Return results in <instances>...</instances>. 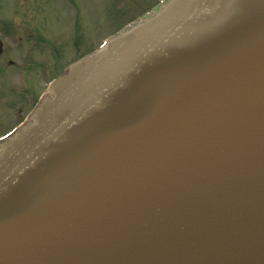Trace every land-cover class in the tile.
<instances>
[{
    "label": "water",
    "instance_id": "1",
    "mask_svg": "<svg viewBox=\"0 0 264 264\" xmlns=\"http://www.w3.org/2000/svg\"><path fill=\"white\" fill-rule=\"evenodd\" d=\"M0 264H264V0H169L54 79L0 139Z\"/></svg>",
    "mask_w": 264,
    "mask_h": 264
},
{
    "label": "rangeland",
    "instance_id": "2",
    "mask_svg": "<svg viewBox=\"0 0 264 264\" xmlns=\"http://www.w3.org/2000/svg\"><path fill=\"white\" fill-rule=\"evenodd\" d=\"M160 1L0 0V25L6 21L31 20L35 22L37 32H47V58L40 61L38 59L43 54H36L35 64L47 63L49 81L60 75L73 60L96 50L118 30L142 17L146 10L152 11V7ZM6 41L14 46L10 36H7ZM8 77L0 76V87ZM10 77L12 85L19 83V76ZM28 79L29 96L16 97L13 94L15 88H7L10 94L0 101V135L10 130L19 116H24L28 105L44 90V75L32 73Z\"/></svg>",
    "mask_w": 264,
    "mask_h": 264
},
{
    "label": "flooded vegetation",
    "instance_id": "3",
    "mask_svg": "<svg viewBox=\"0 0 264 264\" xmlns=\"http://www.w3.org/2000/svg\"><path fill=\"white\" fill-rule=\"evenodd\" d=\"M7 36L13 39L14 46L7 43ZM0 41L2 49L0 50V76H9L2 83L3 86L0 87V101L10 94L7 88H15L13 94L16 97L29 96L30 83L28 75L32 73L47 75V63L35 64L36 54H43L42 58L38 59L40 61L47 58V32L45 31L44 34H41L40 31L37 32L35 22L33 23L31 20L6 21L1 22L0 25ZM13 75L21 78H18L19 83L15 86L11 83L12 78L10 76ZM35 101L36 98L29 105L34 104Z\"/></svg>",
    "mask_w": 264,
    "mask_h": 264
}]
</instances>
